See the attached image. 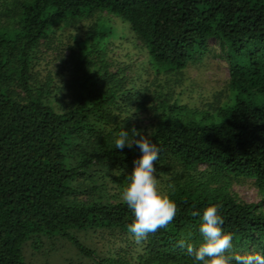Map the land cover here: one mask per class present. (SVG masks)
<instances>
[{"label": "trees", "instance_id": "1", "mask_svg": "<svg viewBox=\"0 0 264 264\" xmlns=\"http://www.w3.org/2000/svg\"><path fill=\"white\" fill-rule=\"evenodd\" d=\"M114 17L148 51L138 74L113 68ZM83 23L53 63V35ZM211 40L229 79L206 96L186 71ZM133 129L161 149L158 188L177 205L139 243L121 193L142 154L114 148ZM248 179L264 197V0H0V264H32L29 248L46 257L60 240L84 264H193L178 241L199 246L192 213L212 204L234 236L227 254L264 253V199L233 191Z\"/></svg>", "mask_w": 264, "mask_h": 264}, {"label": "clouds", "instance_id": "2", "mask_svg": "<svg viewBox=\"0 0 264 264\" xmlns=\"http://www.w3.org/2000/svg\"><path fill=\"white\" fill-rule=\"evenodd\" d=\"M133 145L139 148L141 156L134 161V168L127 176V186L121 193V200L133 213V221L127 230L137 243L146 239L150 233L166 228L174 219L177 205L170 195L158 188L155 166L161 149L147 136L120 131L114 141V148L122 150ZM200 216L199 233L203 236L198 247L182 238L178 241L193 258V264H264V253L233 252V233L223 228L224 219L217 205L207 206ZM190 239V234H189Z\"/></svg>", "mask_w": 264, "mask_h": 264}, {"label": "rangeland", "instance_id": "3", "mask_svg": "<svg viewBox=\"0 0 264 264\" xmlns=\"http://www.w3.org/2000/svg\"><path fill=\"white\" fill-rule=\"evenodd\" d=\"M114 18H116L115 22L108 24L111 30L108 50L110 60L113 62V68L115 69L118 65H128L130 74H138L139 64L147 63L148 51L145 48V52H147L145 53L142 49L136 47L140 42L136 40L128 23L119 17ZM85 24L87 23H83L79 27H65L62 25L57 33L53 35L51 42L54 49L49 51L50 59L53 60V63L64 61L62 58L64 54L62 55L61 51L66 54L69 53L67 45L73 43L75 36L80 38L84 35L83 26ZM209 45L212 47L213 52L204 58L203 65H190L186 71L185 84L193 86V93L206 96L217 89L225 88L229 79V64L223 57L218 43L215 40H211ZM149 74L153 76V74ZM233 191L236 192L241 200L248 203L258 204L264 199L251 179L235 183ZM262 205L264 208V202ZM56 244L58 250H52L51 255L46 257L42 256L40 252L32 251L29 248L32 264H84L86 261L66 240L57 241Z\"/></svg>", "mask_w": 264, "mask_h": 264}]
</instances>
